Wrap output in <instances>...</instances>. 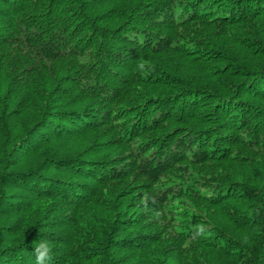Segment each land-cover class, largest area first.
<instances>
[{"label":"trees","instance_id":"16d2710c","mask_svg":"<svg viewBox=\"0 0 264 264\" xmlns=\"http://www.w3.org/2000/svg\"><path fill=\"white\" fill-rule=\"evenodd\" d=\"M264 264V0H0V264Z\"/></svg>","mask_w":264,"mask_h":264},{"label":"clouds","instance_id":"9594fccd","mask_svg":"<svg viewBox=\"0 0 264 264\" xmlns=\"http://www.w3.org/2000/svg\"><path fill=\"white\" fill-rule=\"evenodd\" d=\"M51 248V241L46 239L43 235L38 241H35L32 245V251H30L34 254L35 264H47Z\"/></svg>","mask_w":264,"mask_h":264}]
</instances>
